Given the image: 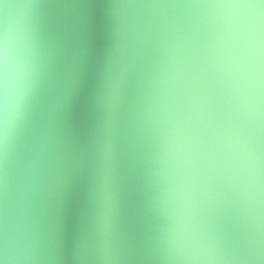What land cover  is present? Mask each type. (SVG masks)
<instances>
[{
	"label": "clouds",
	"instance_id": "obj_1",
	"mask_svg": "<svg viewBox=\"0 0 264 264\" xmlns=\"http://www.w3.org/2000/svg\"><path fill=\"white\" fill-rule=\"evenodd\" d=\"M74 7L0 0V264H64L81 177L72 264H264V0H106L83 143Z\"/></svg>",
	"mask_w": 264,
	"mask_h": 264
},
{
	"label": "water",
	"instance_id": "obj_2",
	"mask_svg": "<svg viewBox=\"0 0 264 264\" xmlns=\"http://www.w3.org/2000/svg\"><path fill=\"white\" fill-rule=\"evenodd\" d=\"M75 5L71 16L57 20L58 26L70 32L69 49L73 67L78 68L79 81L69 101L67 124L70 132L81 143L86 142L93 120V93L97 71L107 41V18L103 5L106 0H62ZM86 178L75 180L54 212L65 257L64 264H72L71 256L80 233L86 211ZM134 225V213H130Z\"/></svg>",
	"mask_w": 264,
	"mask_h": 264
}]
</instances>
